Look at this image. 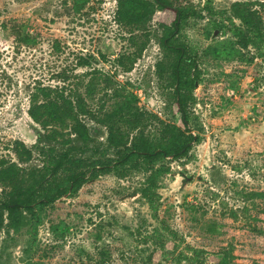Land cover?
Wrapping results in <instances>:
<instances>
[{"label":"rangeland","instance_id":"1","mask_svg":"<svg viewBox=\"0 0 264 264\" xmlns=\"http://www.w3.org/2000/svg\"><path fill=\"white\" fill-rule=\"evenodd\" d=\"M76 1L0 0V24H8L0 28V158L22 167L43 166L37 154L24 164L13 150L16 142L31 147L44 135L28 114L30 94L38 84L63 86L65 75L69 88L80 82L96 111L108 101L110 84L137 99L140 109L184 129L168 73L158 76V63L168 71L174 61L175 54L161 44L160 26H170L174 15L157 12L148 37L136 32L139 43H147L127 72V58L138 48L115 21L118 0ZM180 1L203 14L192 17L178 36L197 62L191 116L203 141L186 158L166 161L171 171L160 182L159 219L140 195L143 173L104 175L47 208L41 221L4 228L0 264H99L105 257L104 264H143L156 247L153 241L145 244L138 231L142 236L159 231L167 239L170 252L156 264H189L179 256H190L191 248L204 250L212 263L231 250L233 264H264V54L251 47L241 57L231 31L213 38L215 23L231 27L234 3L255 2L264 20V0ZM86 122L92 138L107 141L104 126ZM158 128L151 125L148 134L159 137Z\"/></svg>","mask_w":264,"mask_h":264},{"label":"trees","instance_id":"2","mask_svg":"<svg viewBox=\"0 0 264 264\" xmlns=\"http://www.w3.org/2000/svg\"><path fill=\"white\" fill-rule=\"evenodd\" d=\"M88 0H77V3ZM209 12L212 8L206 6ZM202 11V10H199ZM192 5H185L180 0H118L115 21L129 34V41L138 49L127 59L126 71H132L137 59L146 47V40L139 43L141 37L137 31H144L148 37L157 12L174 15L173 23L160 25L165 35L162 46L174 53L171 69L166 71L158 63V76L164 78L168 73V87L173 88V104L181 115L184 129L167 124L157 115L140 109L133 96L122 90L106 86L108 101L101 104L99 111L88 106L80 88H69V76L61 77L63 86H46L38 84L30 94V118L44 131L39 142L27 147L16 142L13 148L21 163H28L37 154L43 159L41 167H22L10 158H0V233L19 229L29 219L31 223L41 221V214L66 196L77 195L83 186L104 175L126 178L134 172L145 175L140 189L141 197L147 202L153 217L159 219L161 206L160 182L171 171L166 165L170 157L181 160L189 156L195 144H201L203 137L194 119L191 107L196 103L193 95L199 76H193L196 59L191 55V48L178 40L188 21L203 18V14ZM231 27L225 21L215 23V30L224 33L231 31L236 38V45L242 50L251 47L256 55L264 54V20L256 8L255 2H237L230 10ZM234 20L240 21L236 25ZM8 29V24H0ZM28 43L27 38H21ZM132 57V58H131ZM255 57H251L250 62ZM122 64V62H121ZM80 67L86 65L79 62ZM123 65V64H122ZM112 90V91H111ZM111 91V93H110ZM113 102L108 110V102ZM86 119L104 126L108 132L106 142L92 138ZM158 123L159 137H152L148 128ZM73 136L77 139L74 140ZM107 154L116 156L109 158ZM263 195V194H260ZM37 225V224H36ZM143 242L153 241L155 249L146 257L143 264H156L167 252V239L159 231L142 236ZM172 251L176 252V249ZM231 250L216 262H209L204 250L192 249L190 256L181 254L179 260L186 259L189 264H233ZM184 257V258H183ZM106 257L99 264H104Z\"/></svg>","mask_w":264,"mask_h":264},{"label":"water","instance_id":"3","mask_svg":"<svg viewBox=\"0 0 264 264\" xmlns=\"http://www.w3.org/2000/svg\"><path fill=\"white\" fill-rule=\"evenodd\" d=\"M219 36V31H217L215 34H214V36H213V38H216V37H218ZM199 86V82H196V88Z\"/></svg>","mask_w":264,"mask_h":264}]
</instances>
